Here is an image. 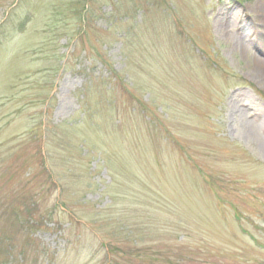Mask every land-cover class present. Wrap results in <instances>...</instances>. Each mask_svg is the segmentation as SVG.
Here are the masks:
<instances>
[{"label": "rangeland", "instance_id": "374dc122", "mask_svg": "<svg viewBox=\"0 0 264 264\" xmlns=\"http://www.w3.org/2000/svg\"><path fill=\"white\" fill-rule=\"evenodd\" d=\"M253 238L264 0H0V264H256Z\"/></svg>", "mask_w": 264, "mask_h": 264}, {"label": "trees", "instance_id": "16d2710c", "mask_svg": "<svg viewBox=\"0 0 264 264\" xmlns=\"http://www.w3.org/2000/svg\"><path fill=\"white\" fill-rule=\"evenodd\" d=\"M242 2H245L247 0H239ZM115 74V73H114ZM117 77V76H116ZM253 241L255 243V248L259 249L261 252L264 251V243L260 242L258 238H253ZM181 242H184V238L181 239ZM186 259H180L178 262L179 264H186ZM190 261L192 264H235L233 260H228V257L225 254L219 255V254H210L206 255L205 258H190ZM245 260H240L239 264H244ZM256 264H264V259H262L260 256L256 257L255 260ZM189 264V263H188Z\"/></svg>", "mask_w": 264, "mask_h": 264}]
</instances>
